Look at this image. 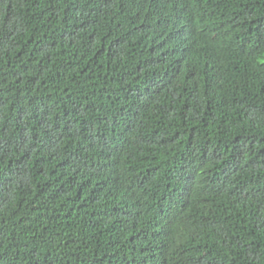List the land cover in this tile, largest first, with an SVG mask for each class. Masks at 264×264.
I'll use <instances>...</instances> for the list:
<instances>
[{"label": "trees", "instance_id": "trees-1", "mask_svg": "<svg viewBox=\"0 0 264 264\" xmlns=\"http://www.w3.org/2000/svg\"><path fill=\"white\" fill-rule=\"evenodd\" d=\"M0 264H264V0H0Z\"/></svg>", "mask_w": 264, "mask_h": 264}]
</instances>
